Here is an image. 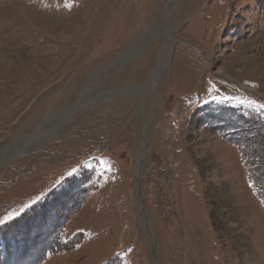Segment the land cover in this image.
Returning <instances> with one entry per match:
<instances>
[{"label": "rangeland", "instance_id": "obj_1", "mask_svg": "<svg viewBox=\"0 0 264 264\" xmlns=\"http://www.w3.org/2000/svg\"><path fill=\"white\" fill-rule=\"evenodd\" d=\"M262 51L264 0H0V264H264Z\"/></svg>", "mask_w": 264, "mask_h": 264}, {"label": "snow or ice", "instance_id": "obj_2", "mask_svg": "<svg viewBox=\"0 0 264 264\" xmlns=\"http://www.w3.org/2000/svg\"><path fill=\"white\" fill-rule=\"evenodd\" d=\"M214 93H218V89L215 88V85H211L209 87V95L212 97V100L217 101V102H224V101H228L231 99V97L228 96H220L218 94H214ZM207 103V101H205ZM249 105L251 106L252 104H254L255 102H248ZM260 108H264V105H258ZM76 172V169H73L71 172L68 173L69 176L74 175V173ZM37 199H40L39 197ZM36 203V200H33L31 202V204H26L24 205V208L20 209L17 212H11L9 214H7L6 216H4L3 218H0V225L6 224L9 221L14 220L17 216H19L25 209L32 207L33 204Z\"/></svg>", "mask_w": 264, "mask_h": 264}, {"label": "bare ground", "instance_id": "obj_3", "mask_svg": "<svg viewBox=\"0 0 264 264\" xmlns=\"http://www.w3.org/2000/svg\"><path fill=\"white\" fill-rule=\"evenodd\" d=\"M168 14L169 13H166L165 14V16H166V19L167 18H169V16H168ZM162 27H163V30H162V33L163 34H166V33H168V31L170 30V25H169V21H167V23L163 26L162 25ZM263 53H262V55H263V58H264V51H262ZM158 76V73L156 74H154L153 75V77H152V80H150L151 82L149 83V85H150V87H152L151 85H154L155 84V78ZM147 89V88H146ZM144 90V87L142 88V90H141V88L140 87H137V88H134V91L135 92H137V93H139L140 91H143ZM68 109H69V107H68ZM66 112V111H65ZM144 157V154H142L141 153V155L139 156V169L137 170L138 171V173L141 171V166H142V163H143V158ZM141 174V173H140Z\"/></svg>", "mask_w": 264, "mask_h": 264}]
</instances>
